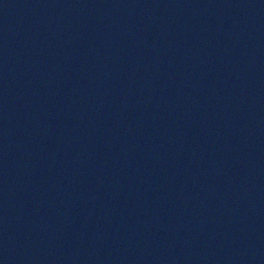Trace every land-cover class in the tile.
Wrapping results in <instances>:
<instances>
[{
	"label": "water",
	"instance_id": "95a60500",
	"mask_svg": "<svg viewBox=\"0 0 264 264\" xmlns=\"http://www.w3.org/2000/svg\"><path fill=\"white\" fill-rule=\"evenodd\" d=\"M0 264H264V0H0Z\"/></svg>",
	"mask_w": 264,
	"mask_h": 264
}]
</instances>
